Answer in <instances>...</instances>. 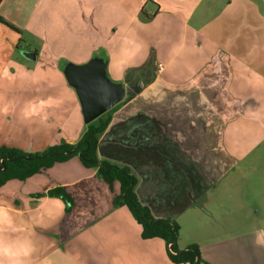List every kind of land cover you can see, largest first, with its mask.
Instances as JSON below:
<instances>
[{"label":"crops","instance_id":"1","mask_svg":"<svg viewBox=\"0 0 264 264\" xmlns=\"http://www.w3.org/2000/svg\"><path fill=\"white\" fill-rule=\"evenodd\" d=\"M203 1H0V16L21 32L0 22V85L20 60L24 34L39 36L40 14L59 8L62 73L95 62L125 91L109 110L99 158L131 168L140 202L179 223L212 217L204 209L237 184L223 178L264 141V0ZM85 129L64 142L75 144ZM58 187L70 206L37 196ZM118 195V182L112 190L78 157L8 181L0 187V264H177L163 239L142 238L129 208L114 205ZM214 221L208 241L185 238L180 224L178 248L198 245L201 264L258 249L254 229L240 249L226 242L243 239L242 225L227 233Z\"/></svg>","mask_w":264,"mask_h":264},{"label":"rangeland","instance_id":"2","mask_svg":"<svg viewBox=\"0 0 264 264\" xmlns=\"http://www.w3.org/2000/svg\"><path fill=\"white\" fill-rule=\"evenodd\" d=\"M43 15L46 16L44 27L35 25L39 36L24 34L19 45L20 60H15L13 70L7 72L1 81L0 146L18 147L26 151L43 150L64 142L66 138L80 137L81 130L87 127L82 97L70 78L65 72L62 73L67 62L59 60L62 11L52 8L40 14ZM34 50L39 53L36 60L25 56ZM223 181L237 182V187L228 189L220 197V205L209 204L204 209L209 210L212 217L205 215L203 223L192 220L193 215L192 218L185 216L181 223L175 221L179 226L184 225L185 238H194L195 235L196 239L202 241L216 235L215 230L210 229L216 226L215 219L227 233L239 223L244 228L245 236L231 240L227 236L226 243L240 249L247 240L252 239L247 233L254 229L258 249L253 253L243 247L237 259L234 256V260L229 258L223 263L264 264V141L258 142L251 154ZM182 225L179 237L183 232ZM236 230L235 227L233 232ZM219 237L224 239L223 234Z\"/></svg>","mask_w":264,"mask_h":264},{"label":"trees","instance_id":"3","mask_svg":"<svg viewBox=\"0 0 264 264\" xmlns=\"http://www.w3.org/2000/svg\"><path fill=\"white\" fill-rule=\"evenodd\" d=\"M0 22L21 34L17 27L1 16ZM110 118L108 111L87 124L83 136L75 144L62 142L37 153H27L17 147L0 146V187L13 179L27 180L57 163L78 157L86 168L96 170L97 175L108 183L112 190L116 182L120 184V195L115 197L114 205L129 208L135 220L142 227L143 239H163L168 246V256L174 263L201 264L202 258L198 245L193 244L183 250L178 248L179 224L171 218H155L150 209L140 202L136 193L137 179L132 169L99 158L100 138L109 125ZM43 195L59 197L68 206L73 203L70 195L62 187L51 189L37 196Z\"/></svg>","mask_w":264,"mask_h":264},{"label":"water","instance_id":"4","mask_svg":"<svg viewBox=\"0 0 264 264\" xmlns=\"http://www.w3.org/2000/svg\"><path fill=\"white\" fill-rule=\"evenodd\" d=\"M25 56L31 60L37 58L36 52L27 53ZM67 76L82 97L87 124L108 112L124 98L123 86L112 83L101 64L90 62L83 68L71 69Z\"/></svg>","mask_w":264,"mask_h":264}]
</instances>
